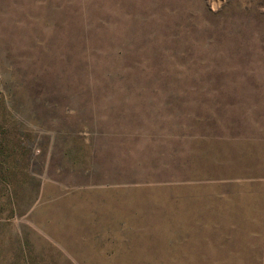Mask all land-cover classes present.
I'll list each match as a JSON object with an SVG mask.
<instances>
[{
	"label": "rangeland",
	"instance_id": "1",
	"mask_svg": "<svg viewBox=\"0 0 264 264\" xmlns=\"http://www.w3.org/2000/svg\"><path fill=\"white\" fill-rule=\"evenodd\" d=\"M261 154L264 0H0V264H88L69 235L109 192L171 208L125 227L201 211L215 256V177Z\"/></svg>",
	"mask_w": 264,
	"mask_h": 264
},
{
	"label": "crops",
	"instance_id": "2",
	"mask_svg": "<svg viewBox=\"0 0 264 264\" xmlns=\"http://www.w3.org/2000/svg\"><path fill=\"white\" fill-rule=\"evenodd\" d=\"M246 160L249 159L246 153ZM253 158V157H252ZM260 162H264L261 154ZM260 176V175H259ZM255 182V185H253ZM107 201V206H93L81 211L91 217L89 230L70 233L72 242L67 247V255L72 262L88 264H215L241 263L264 264V173L257 175L215 177V256L205 255L204 225L202 212L179 207L177 216H192L201 223L168 221L166 227L123 225V216H172L171 208H136L124 210L123 195L109 192L92 197ZM253 199L255 206H253ZM260 201V202H258ZM132 209V210H131ZM128 210V211H127ZM134 210V211H133ZM79 214V215H82ZM109 222L111 224H109ZM119 222V223H118ZM162 226V225H157ZM131 228V229H130ZM158 233H164L157 235ZM163 237L162 241L158 238ZM222 240V242H220ZM225 243V245H223ZM238 249L233 255L219 251L220 248ZM218 250V252H217ZM222 253V254H221ZM219 258V257H216ZM70 261V262H71Z\"/></svg>",
	"mask_w": 264,
	"mask_h": 264
}]
</instances>
